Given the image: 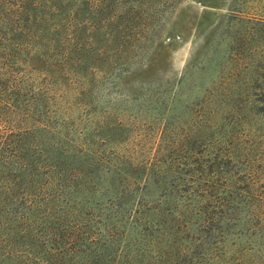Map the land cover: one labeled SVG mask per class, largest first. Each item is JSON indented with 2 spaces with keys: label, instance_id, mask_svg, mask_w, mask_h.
Here are the masks:
<instances>
[{
  "label": "rangeland",
  "instance_id": "1",
  "mask_svg": "<svg viewBox=\"0 0 264 264\" xmlns=\"http://www.w3.org/2000/svg\"><path fill=\"white\" fill-rule=\"evenodd\" d=\"M0 264H264V0H0Z\"/></svg>",
  "mask_w": 264,
  "mask_h": 264
}]
</instances>
